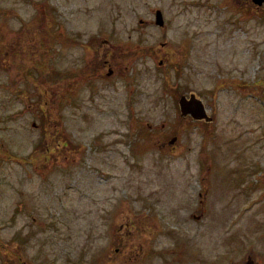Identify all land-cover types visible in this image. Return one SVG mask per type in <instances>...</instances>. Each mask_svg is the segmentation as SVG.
Instances as JSON below:
<instances>
[{
  "label": "rangeland",
  "instance_id": "374dc122",
  "mask_svg": "<svg viewBox=\"0 0 264 264\" xmlns=\"http://www.w3.org/2000/svg\"><path fill=\"white\" fill-rule=\"evenodd\" d=\"M0 44V264H264V4L0 0Z\"/></svg>",
  "mask_w": 264,
  "mask_h": 264
},
{
  "label": "water",
  "instance_id": "95a60500",
  "mask_svg": "<svg viewBox=\"0 0 264 264\" xmlns=\"http://www.w3.org/2000/svg\"><path fill=\"white\" fill-rule=\"evenodd\" d=\"M253 4L256 6H261L264 3V0H251ZM155 25L158 27H162L164 25L162 14L160 11L155 12ZM179 111L181 116L185 117L190 115L194 120H206L209 121V118L206 115L204 106L202 103L195 99L193 95L186 99L185 97H181L179 102ZM247 264H252V261Z\"/></svg>",
  "mask_w": 264,
  "mask_h": 264
},
{
  "label": "flooded vegetation",
  "instance_id": "af4514ba",
  "mask_svg": "<svg viewBox=\"0 0 264 264\" xmlns=\"http://www.w3.org/2000/svg\"><path fill=\"white\" fill-rule=\"evenodd\" d=\"M4 45H5V43H4ZM3 44H2V46H4ZM0 47H1V44H0ZM0 54H1V52H0ZM5 54V53H4ZM3 56L2 55H0V61L2 60L1 58H2ZM112 57V55H109L108 56V60H105L104 62H103V64H102V69H106L107 70V73H106V76L107 77H111L113 74H114V68H113V62L110 60V58ZM90 66V65H89ZM97 66H96V63H95V66H93L92 68H96ZM97 71L98 70H96L95 69V71H93V72H90L91 74L92 73H97ZM67 76V75H66ZM69 78V76H67V79ZM254 264V263H253Z\"/></svg>",
  "mask_w": 264,
  "mask_h": 264
},
{
  "label": "trees",
  "instance_id": "16d2710c",
  "mask_svg": "<svg viewBox=\"0 0 264 264\" xmlns=\"http://www.w3.org/2000/svg\"><path fill=\"white\" fill-rule=\"evenodd\" d=\"M20 259L18 258V261H19ZM21 261V260H20Z\"/></svg>",
  "mask_w": 264,
  "mask_h": 264
}]
</instances>
